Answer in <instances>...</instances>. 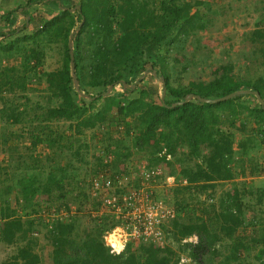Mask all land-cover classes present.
<instances>
[{"label":"trees","instance_id":"trees-1","mask_svg":"<svg viewBox=\"0 0 264 264\" xmlns=\"http://www.w3.org/2000/svg\"><path fill=\"white\" fill-rule=\"evenodd\" d=\"M37 2L58 11L41 17L35 32L18 34L33 17L22 29L8 26L22 13L20 7L3 14L5 26H0V148L7 160L0 166V242L17 246L0 264H41L36 246L42 230L53 247L54 264H178L181 252L191 256V264H264V215L259 221L250 217L256 209L245 200L249 193L263 204L264 190L234 185L214 202L218 183L233 180L236 167L242 176L264 173L253 152L264 145V103L253 94L264 100V75H242L231 59L219 61L208 79L184 84L179 74L198 64L186 51L212 25V3L29 0L28 5ZM72 33L79 90L72 74ZM246 39L264 65L263 14ZM50 43L59 44L62 64L41 73ZM11 58L21 63L3 65ZM153 70L166 82L164 100L141 86L147 76L138 81ZM43 81L48 94L33 101L29 92L34 82ZM238 90L252 92L219 102L194 98L171 107L191 93L218 99ZM224 120L239 121L247 136L236 141L240 134L224 130ZM5 125L21 129L7 132ZM132 147L151 167L174 166L169 154L181 166L175 173L187 184L172 189L178 216L166 229L181 244L179 251L144 244L134 248L131 241L117 255L105 238L118 225L116 219L102 215L91 229L86 225L83 209L101 210V200L91 193L94 179H110L122 193L119 182L137 173ZM193 235L199 237L197 244L182 242Z\"/></svg>","mask_w":264,"mask_h":264},{"label":"rangeland","instance_id":"rangeland-1","mask_svg":"<svg viewBox=\"0 0 264 264\" xmlns=\"http://www.w3.org/2000/svg\"><path fill=\"white\" fill-rule=\"evenodd\" d=\"M29 0H0V26H5V19H3V14L11 8L20 7V13L17 17L13 19H9L8 26L11 28H23L25 21L30 20L31 17L34 19L28 23L27 28L23 32H19L18 34H31L35 32L39 27H41L40 20L41 17H46L52 12L58 11L57 7H51L44 3L37 2L32 5H28ZM79 1V0H77ZM212 3L213 11H216V14H213V22L212 25L204 32H201L196 38L199 41L193 40L187 47V55L195 57L198 61V64H192V67L189 71L182 74L181 81L184 84H188L190 81L195 79H208L210 77V71L216 68L219 61L223 59H231L236 67V72L241 73L242 75L254 76L253 74H263L264 75V65L261 64V60L252 55V48L254 44L250 43L246 39V34L254 27V22L257 17L260 15H264V0H207ZM25 11L29 13V15H25ZM16 34L10 35V37H15ZM31 45V44H30ZM60 46L57 43H50L48 46L44 48V64L41 66L40 72L52 71L56 70L62 64V54L60 52ZM173 54V53H172ZM195 55V56H194ZM21 63V58H11L9 60L3 61V65L10 66L13 64L19 65ZM250 70H249V69ZM248 69V70H247ZM248 71V72H247ZM249 77V76H248ZM142 87H148L152 89L153 94L164 95L163 93V84L162 82L153 76V74L147 75V79L141 83ZM48 94L46 81H43L42 84H35L34 82V90L29 92V96L33 101H43L44 96ZM254 101V99H251ZM234 122L224 120L222 122V128L228 131H234L240 135H237L234 139L236 141L241 140L243 137L247 136V133L241 131L239 121ZM251 123V122H250ZM252 124V123H251ZM253 125V124H252ZM6 126V125H5ZM7 132L9 131H20L21 126L16 127H7ZM251 129V126H249ZM115 128H112V132H115ZM9 134V133H8ZM29 142V140H28ZM27 142V143H28ZM240 142H236V147H239ZM182 148V147H181ZM133 157L132 161L134 167H139L140 165L146 162V158L143 152H140L139 149L132 147ZM256 156L260 163L259 167H264V145L257 150ZM6 157L0 148V166L5 165ZM174 166L166 164L163 167L164 173L173 174L176 176L175 185L170 186L169 184H165L167 182L164 176L160 179V186H158L157 193L158 196L162 198L169 199L174 203V193L172 189L180 185H185L182 182L185 180L182 177L178 179L177 174L175 172H179L181 166L173 157ZM240 168L236 167L234 170L235 177L233 180L221 181L218 183L217 189L214 195V202H218L220 197L227 191L234 190V185H238L240 188L247 187L248 190L251 187L262 188L264 190V173L262 175H251L248 173V176H242L240 173ZM174 172V173H173ZM248 172V170H247ZM84 173V172H83ZM182 181V182H181ZM246 183V184H244ZM205 196H202V199ZM248 203L252 201V204L255 206V211H249L250 217H255L256 220L259 221L260 216L264 210V203L258 204L257 199L251 195L247 194L246 199ZM175 204V203H174ZM79 207V204L73 206V209L76 210ZM83 215L86 214L85 221L86 225L89 229H91L95 225V221L97 217L101 215H107L106 213H98L92 206L85 207L83 209ZM254 212V213H253ZM46 213H43V218L45 221H50L51 218ZM248 213V214H249ZM64 214V212H63ZM91 215V217L89 216ZM65 215V214H64ZM254 220V219H253ZM171 228V223H169L166 229ZM36 233V232H34ZM167 246H171L176 251H179L180 243H178L173 237L169 235L167 232ZM45 230H42L38 233V245L36 246V252L42 258L41 264H54L53 262V247L50 242H48L45 238ZM107 244V240H106ZM141 243L134 242V248H138ZM150 246V245H149ZM165 248V247H159ZM17 249V246H5L2 242H0V261L4 258H7L9 255L13 254ZM181 259L178 264H181L182 260L188 262V264L193 263L191 256L188 253L181 252ZM195 263V262H194Z\"/></svg>","mask_w":264,"mask_h":264},{"label":"built area","instance_id":"built-area-1","mask_svg":"<svg viewBox=\"0 0 264 264\" xmlns=\"http://www.w3.org/2000/svg\"><path fill=\"white\" fill-rule=\"evenodd\" d=\"M136 172L130 180L124 178L119 182L122 193L116 190L118 185L114 187L110 179L103 180L100 176L94 179L91 189L93 196L101 200L98 213H106L118 221L106 236L111 252L117 255L122 254L130 241L164 247L168 239L166 226L177 216L175 206L158 196L156 189L162 176L170 186L175 185L176 176L164 173L162 166L151 167L146 162ZM192 238H186L184 243H197L198 238Z\"/></svg>","mask_w":264,"mask_h":264},{"label":"water","instance_id":"water-1","mask_svg":"<svg viewBox=\"0 0 264 264\" xmlns=\"http://www.w3.org/2000/svg\"><path fill=\"white\" fill-rule=\"evenodd\" d=\"M80 8V7H78ZM73 11H75V9H73ZM80 31V27L77 28L76 32H79ZM74 38H75V33H72L71 36H70V39H69V47H70V53H71V65H72V74H73V78H74V84L75 86L77 87V89L79 90V81H78V78H77V73H76V64H75V55H74ZM149 74H153L155 77H157V79H159L162 84L165 86L164 88V95H163V100L165 99V95H166V82L163 78H159L158 77V73L156 70H153L152 72L150 71H147L144 75H142L141 77H139L138 81L144 79L147 75ZM126 84V82H125ZM128 86V84H126ZM133 87H136V84L133 85ZM113 90V85L110 87L109 91L107 93H110L111 91ZM252 91L250 90H238L236 92H233L229 95H226L224 97H221V98H218V99H208V98H204L198 94H189L186 99L184 101H179V102H176L174 103L171 107H175L177 105H180V104H183L185 102H188L194 98H197L203 102H219V101H225L227 99H231L237 95H240V94H247V93H251ZM253 94L257 95L258 99L261 101V103H264V100L261 98V95L259 92L257 91H253ZM83 96H88L87 94L85 93H82ZM89 97V96H88Z\"/></svg>","mask_w":264,"mask_h":264},{"label":"clouds","instance_id":"clouds-1","mask_svg":"<svg viewBox=\"0 0 264 264\" xmlns=\"http://www.w3.org/2000/svg\"><path fill=\"white\" fill-rule=\"evenodd\" d=\"M164 153H167V151L165 150ZM168 154H169V153H168ZM168 159H170L171 161H173V156H172L171 154H169ZM186 181H187V180H186ZM183 184H185V183H183ZM186 184H187V183H186ZM165 199H166V198H165ZM167 200H169V199H167ZM169 201H170V200H169ZM170 203H172V204L175 206V204H174L173 202L170 201ZM175 208H176V210H177V207H176V206H175ZM107 215H108V214H107ZM101 216H102V215H101ZM177 216H178V211H177ZM177 216H176V218H177ZM176 218H175V219H176ZM175 219H173V220H175ZM173 220H172V221H173ZM172 221H171L170 223H172ZM168 225H169V224H168ZM168 225L166 226V228L168 227ZM114 228H115V227H114ZM114 228H113V229H114ZM110 231H112V230H110ZM110 231H109V232H110ZM109 232H108V233H109ZM166 232H167V230H166ZM108 233L106 234V236L108 235ZM167 235H168V234H167ZM106 236H105V238H106ZM195 236L198 238V239H197V243H198V242H199V237H198L197 235H193V236H190V237H193L192 239H195ZM190 237H187V238H190ZM167 238H168V236H167ZM185 239H186V238H185ZM185 239H183V241H182L183 243H184V240H185ZM106 240H107V239H106ZM130 242H131V241H130ZM132 242H134V241H132ZM128 243H129V242H128ZM128 243H127V244H128ZM139 243H141V242H139ZM189 243H190V242H189ZM197 243H193V244H197ZM141 244L148 245V244H145V243H141ZM167 244H168V243H167ZM167 244H166L164 247H167ZM184 244H185V243H184ZM107 245H108V244H107ZM108 246H109V245H108ZM126 246H127V245H126ZM153 246H154V245H153ZM155 247H156V246H155ZM125 248H126V247H125ZM123 252H124V251H123ZM123 252H122V253H123ZM181 264H188V262L185 261V260H182V261H181Z\"/></svg>","mask_w":264,"mask_h":264}]
</instances>
